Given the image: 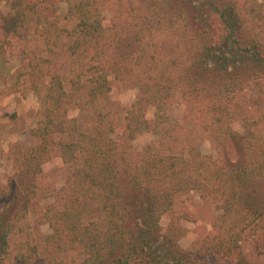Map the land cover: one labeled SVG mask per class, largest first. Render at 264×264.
I'll return each mask as SVG.
<instances>
[{"label": "trees", "instance_id": "obj_1", "mask_svg": "<svg viewBox=\"0 0 264 264\" xmlns=\"http://www.w3.org/2000/svg\"><path fill=\"white\" fill-rule=\"evenodd\" d=\"M8 1L10 12L0 11V50L23 42L35 15V32L49 53L70 39L66 48L73 60L68 79L47 81L44 65L50 61L21 52L18 76L31 79L44 117L30 132L37 143L23 148L26 154L7 183L0 264H207V257H236L243 264L237 252L243 235L264 217L263 115L258 117L264 108V2L138 0L141 29L128 19L119 29V15L105 26L103 11L108 4L116 11L122 0ZM61 4L64 27L57 17ZM146 6L158 9L143 13ZM111 76L139 91L123 110L120 132L108 112L80 126L68 112L100 105ZM178 94L217 154L231 142L238 159L204 155L199 139L183 138V125L167 114ZM248 104L257 117L246 116ZM68 132L74 139L62 142ZM144 133L161 139L138 148L135 140ZM53 148L61 151L66 176L39 216L49 233L35 236L30 218L38 208L36 182ZM189 190L201 191L220 210L213 227L221 231L183 250L176 244L181 228L174 221L162 228L159 221L175 195ZM11 235L24 239L10 243ZM156 238L171 248V259L156 251Z\"/></svg>", "mask_w": 264, "mask_h": 264}, {"label": "rangeland", "instance_id": "obj_2", "mask_svg": "<svg viewBox=\"0 0 264 264\" xmlns=\"http://www.w3.org/2000/svg\"><path fill=\"white\" fill-rule=\"evenodd\" d=\"M122 1L124 3L116 11L109 8L111 4H108L104 8L105 26L112 24L111 21L118 14L117 23L120 24L128 19L129 22L132 21L134 24H138L141 29L143 24H140L139 20L135 17L141 13L137 4L138 0ZM262 1L264 2V0ZM154 9L158 8L146 6L143 8V13L153 14ZM0 11L3 13L10 12L8 0H0ZM159 11H162L163 14L166 13L165 10L159 9ZM64 14L65 4H61L57 17L58 20H61L63 27L67 24V20L63 19ZM132 16L134 17L131 18ZM36 19L37 17L33 15L24 28L26 32H24L25 39L22 43L13 41L7 45L4 44L5 48L1 49L3 51L0 50V208L3 209L9 205L8 198L4 197L6 195L8 180L18 170L17 161L26 154V149L23 148H29L37 143L36 138L30 132L37 127L44 117L42 101L30 88L31 79L26 75L18 76L20 68L24 66V63L20 60L21 52L24 50L29 51L50 61L44 65L47 74L45 79L48 78L47 81L52 76H59L62 80L68 79L70 77V64L73 60V57L66 48L72 42L70 39L65 40L63 48L58 47L54 50V54L49 53L44 39L35 32ZM118 28H121V24ZM109 46H111V43ZM262 82L264 85V81ZM109 84L110 91L105 95V100L100 105L94 108L84 107L70 110L68 112L69 117L76 118L77 123L84 127L90 126L98 113L105 114L108 112L109 119H112L116 126V133L120 132L124 116L123 110L136 101L139 91L133 87L122 86L112 76L109 78ZM244 112L249 119L257 117V113L249 107V104L248 110L246 109ZM152 113L151 106H147L146 117L152 118ZM167 114L171 123L183 125L184 139L200 140L199 146L202 154L212 156V158L219 156L217 154L216 143L198 122L187 116V107L180 99L179 94L169 104ZM262 115L263 121H260V129L264 132V108L259 111L258 117ZM245 124H248V122L246 121ZM232 127L235 131L242 132L243 127H240L237 123H234ZM249 127L251 128L250 123ZM56 137V135H53V138ZM59 138L65 143L74 139L70 132L62 134ZM159 139L161 137H157L155 134L144 133L137 137L135 145L138 148H142L149 143H156ZM48 155L41 165V172L36 182L39 190L35 199L38 203L37 213H33L30 218L35 236L47 235L49 233L48 226L40 223L39 216L43 213L44 208L53 202L52 195L63 185V180L66 176V169L61 160L60 149L53 148ZM219 157L222 160L235 161L238 159L236 146L231 142H225ZM174 198L173 207L163 213L159 225L162 228H166L174 221V224L181 228V236L176 241V244L181 249L186 250L195 242L203 243L207 241L209 236L216 235L221 231V229L213 227L214 218L220 213V210L209 197L202 196L201 191L189 190L181 192L175 195ZM23 239L24 237L21 235H11L9 242L14 243ZM155 245L157 247L156 251L160 255L168 259L172 258L174 253L168 244L156 238ZM237 252L245 261L243 264H264V217L251 231H246ZM205 261L207 264H238L236 257L234 259L207 257Z\"/></svg>", "mask_w": 264, "mask_h": 264}]
</instances>
